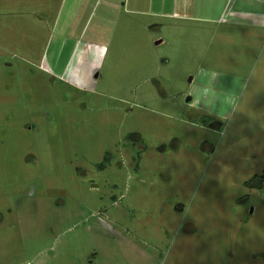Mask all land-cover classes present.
<instances>
[{"label": "rangeland", "instance_id": "rangeland-1", "mask_svg": "<svg viewBox=\"0 0 264 264\" xmlns=\"http://www.w3.org/2000/svg\"><path fill=\"white\" fill-rule=\"evenodd\" d=\"M21 1L0 0V264H264V0L119 23L88 58L100 23ZM44 54H74L63 79Z\"/></svg>", "mask_w": 264, "mask_h": 264}, {"label": "crops", "instance_id": "crops-1", "mask_svg": "<svg viewBox=\"0 0 264 264\" xmlns=\"http://www.w3.org/2000/svg\"><path fill=\"white\" fill-rule=\"evenodd\" d=\"M22 1L21 4L23 3ZM231 1L232 0H57V5L54 3V5L50 6V9L52 11V17L53 14H55L54 20L52 21L54 24L52 29L54 31H58L60 28L61 31L66 32L67 29H73L74 27L76 28V26L80 29H85L87 27L88 30V27H91L92 23H100V25L96 24L94 27L85 48H83L82 54L86 57H90L91 55L95 57L99 53H102L104 49L102 46L103 44L95 41V38H105V36L112 32L114 27H117L119 23H139L142 19H138V17H148V23H154V20H158L159 23H167L170 20L176 22L180 20H194L203 23L221 22L223 19H226V15L229 14L228 9ZM239 1L240 3L248 5H251V2L254 1L258 2V0ZM14 9L18 10L14 11ZM240 12L239 9L235 10L233 16L234 20L242 19ZM124 14L131 15V20L123 19ZM2 18L11 20L12 23L15 22L17 25H21V6L14 5L11 2L7 3ZM40 20L48 23L45 21L46 18ZM66 40L67 39H65V41ZM64 44L68 45L66 43ZM76 44H78V42H76ZM76 53L77 50L75 51V54ZM54 56H56L55 62L52 63L49 54H44L37 66L40 71L49 73V75L55 73L63 79L64 76L68 74V60L70 57L72 59L74 54H71V56L69 55V57L64 54L62 56L64 60V62L61 63L62 66L58 64L60 63V56L55 54ZM6 68L12 69L13 65L6 63ZM54 77L58 76L54 75Z\"/></svg>", "mask_w": 264, "mask_h": 264}, {"label": "trees", "instance_id": "trees-1", "mask_svg": "<svg viewBox=\"0 0 264 264\" xmlns=\"http://www.w3.org/2000/svg\"><path fill=\"white\" fill-rule=\"evenodd\" d=\"M101 169L104 170L105 166L102 165ZM248 185L253 189L264 190V174L261 176H256L254 179L248 182Z\"/></svg>", "mask_w": 264, "mask_h": 264}, {"label": "water", "instance_id": "water-1", "mask_svg": "<svg viewBox=\"0 0 264 264\" xmlns=\"http://www.w3.org/2000/svg\"><path fill=\"white\" fill-rule=\"evenodd\" d=\"M190 101H191V99H190Z\"/></svg>", "mask_w": 264, "mask_h": 264}]
</instances>
